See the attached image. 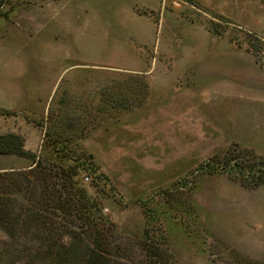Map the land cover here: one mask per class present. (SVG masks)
Wrapping results in <instances>:
<instances>
[{"label": "rangeland", "instance_id": "1", "mask_svg": "<svg viewBox=\"0 0 264 264\" xmlns=\"http://www.w3.org/2000/svg\"><path fill=\"white\" fill-rule=\"evenodd\" d=\"M8 77L24 119L4 123ZM1 89L0 134L29 158L0 154V264H66L5 235L63 227L29 216L52 211L26 176L46 132L91 157L81 183L117 231L113 264H264V186L206 169L227 150L264 158V0H0Z\"/></svg>", "mask_w": 264, "mask_h": 264}, {"label": "trees", "instance_id": "2", "mask_svg": "<svg viewBox=\"0 0 264 264\" xmlns=\"http://www.w3.org/2000/svg\"><path fill=\"white\" fill-rule=\"evenodd\" d=\"M3 114H10V112ZM53 138L48 132L45 133V141L42 145L44 155H40L35 161L31 158L35 165L30 172L26 173V176L29 173L35 175L34 177L42 182V187L49 188L50 194L43 192L40 201L46 207L44 212L51 208V215L36 214V211H32L35 214L30 213L29 216L45 218L42 220L44 224H58L62 221L63 227L58 226L61 227L58 231H56L57 228L52 227L34 232L25 228V230H9L5 235L17 241L19 237L28 234L33 240L40 241L45 246V250L42 251L43 259H66V264H113L111 260L117 231L102 215L96 214L99 210L98 201L87 193L80 178L82 172H87L91 176L95 175L96 168L90 163L93 161L91 157H86L83 161L74 163L73 157L66 154V149L69 147L68 141L60 140L58 136L57 140ZM23 143L24 140L19 134H0V154L28 157L23 149ZM56 144L61 146V149L57 148ZM207 168L210 172L219 170L228 174L244 187L264 186V158L250 153L227 150L217 164L216 158L210 159ZM10 175L11 173H0L1 195L5 193ZM52 178L55 181H52ZM91 182L93 183V180ZM10 185L16 186L12 183ZM2 205L5 203L0 196V215L1 213L7 215L5 206ZM17 220L19 219L16 218L15 221ZM60 230L63 233L59 234ZM153 254L160 256V253ZM38 255L41 254L38 253ZM149 257L154 258L152 255ZM146 260L148 263L162 264V259ZM233 263L237 264L236 261ZM240 264L260 263L245 260Z\"/></svg>", "mask_w": 264, "mask_h": 264}, {"label": "crops", "instance_id": "3", "mask_svg": "<svg viewBox=\"0 0 264 264\" xmlns=\"http://www.w3.org/2000/svg\"><path fill=\"white\" fill-rule=\"evenodd\" d=\"M16 81H17L16 77H12L11 80L8 77L6 79V82H5L7 84V86H8L7 90H5V92H8L9 89H11L14 92L16 101L13 100L11 102L12 104H11V107H9V109H11L10 110V114L15 113L14 116H11V117L12 118H16L17 120H19L20 117H23V115L21 116V115H19V113L22 114V112L24 111V93L25 92H23L22 89H21L22 85L20 86L19 83L16 82ZM11 82H13V83L15 82V83L12 84ZM10 86H11V88H9ZM0 94H2V89L0 90ZM5 115L6 114H3V113L1 114V116H2V118L4 120V123H6L7 121L11 120L9 118L10 116H7V115L5 116ZM22 119H24V117ZM21 123L23 124V122H21ZM15 132H17V131H15ZM9 160H11L13 162H15V161L18 162V159L16 157H12V156L10 157Z\"/></svg>", "mask_w": 264, "mask_h": 264}]
</instances>
